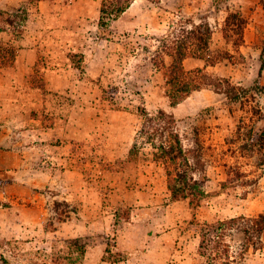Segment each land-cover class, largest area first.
<instances>
[{"label":"rangeland","instance_id":"obj_1","mask_svg":"<svg viewBox=\"0 0 264 264\" xmlns=\"http://www.w3.org/2000/svg\"><path fill=\"white\" fill-rule=\"evenodd\" d=\"M103 1H0V264H206L198 224L264 214V0ZM203 24L210 49L183 62L201 88L172 106L165 45ZM170 132L205 183L194 211L154 160Z\"/></svg>","mask_w":264,"mask_h":264},{"label":"trees","instance_id":"obj_2","mask_svg":"<svg viewBox=\"0 0 264 264\" xmlns=\"http://www.w3.org/2000/svg\"><path fill=\"white\" fill-rule=\"evenodd\" d=\"M32 2H42L45 0H29ZM135 0H125V5L117 8V12L125 13ZM107 0L103 1V13L112 11L113 7L106 5ZM121 4V3H120ZM110 7V9H109ZM13 24V23H10ZM246 20L239 13H230L224 21V38L228 45L234 49H239L244 43V30ZM213 32L207 24L192 25V28H185L184 25L180 31L171 40L166 43L164 52L171 58V64L167 67L168 84L171 87L169 99L172 106L178 105L190 93L201 88V81L196 79L197 72H187L184 69L183 62L188 57L198 56L197 51L205 52L210 49ZM230 53H224L216 56L218 59L228 58ZM163 59V57H162ZM163 63H165L163 59ZM195 75L191 77V75ZM156 119L161 120L166 128L172 124V119L164 112H159ZM155 119H148V122ZM145 130V129H144ZM170 131V130H169ZM149 134L148 132H144ZM157 150L153 153L154 160L163 165L165 176L168 181V191L172 202L188 201L190 210L194 211L201 207L202 202L207 198L204 187V181L195 179L194 168L190 158L191 151H185L181 145L179 135L170 132L165 141L159 145L153 143ZM135 149V148H134ZM195 159V158H194ZM191 211V212H192ZM191 220L188 223H198L196 215L190 213ZM199 228V247L200 257L207 259L206 264H238L237 256L233 255L232 247L227 242L228 237H232V232L237 231L243 235L246 246L241 253V260L246 253L251 250L257 252L262 249L264 243L262 236L264 234V214L258 217H236L227 220H219L215 223L204 222L198 224Z\"/></svg>","mask_w":264,"mask_h":264},{"label":"crops","instance_id":"obj_3","mask_svg":"<svg viewBox=\"0 0 264 264\" xmlns=\"http://www.w3.org/2000/svg\"><path fill=\"white\" fill-rule=\"evenodd\" d=\"M1 1V0H0Z\"/></svg>","mask_w":264,"mask_h":264}]
</instances>
